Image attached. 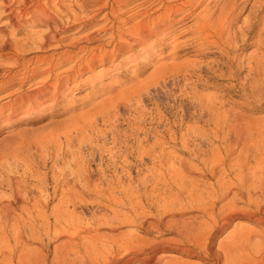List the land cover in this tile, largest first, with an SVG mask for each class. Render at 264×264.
<instances>
[{
    "label": "rangeland",
    "instance_id": "obj_1",
    "mask_svg": "<svg viewBox=\"0 0 264 264\" xmlns=\"http://www.w3.org/2000/svg\"><path fill=\"white\" fill-rule=\"evenodd\" d=\"M247 13H242L240 23ZM191 19L174 25L172 34L182 41L191 36V32L181 34L193 24ZM0 26L12 31L3 21ZM29 28L43 31L46 26ZM252 41L241 44L232 55L233 74L221 66L225 60L217 46L201 47L199 41L187 40L174 47L166 39L129 65L98 73L95 82L88 80L68 89L58 104L26 105L10 113L18 87L0 88V111L4 112L0 114V211L2 201L14 206L12 255L9 253L7 261L2 254L4 263L0 264H66L72 239L88 232L108 244L117 233L142 238L133 244L135 250L124 247L116 256L107 253L98 264H145L144 258L152 254L189 264H218L204 244L182 238L177 223L169 220H200V187L212 180L202 174L203 159L219 154L223 142H228L202 132L213 127L215 118L202 111L198 99L223 101L222 119L227 109L234 118L264 121V88L252 84L256 77L248 65L258 51ZM35 54L45 52H26L28 58ZM9 61L0 55V66ZM173 61L191 65L190 72L183 75L159 68L161 63ZM102 68L97 66L81 78ZM167 203L168 209H163ZM23 204L28 206L25 211ZM162 218L165 223L156 227ZM253 226L257 225L240 217L221 232L209 229L205 238L222 252L220 245L223 239L224 243L231 240L234 228ZM161 245L175 249L192 246L197 254L163 252ZM132 256L135 258L130 259ZM219 264L226 263L223 259Z\"/></svg>",
    "mask_w": 264,
    "mask_h": 264
},
{
    "label": "bare ground",
    "instance_id": "obj_2",
    "mask_svg": "<svg viewBox=\"0 0 264 264\" xmlns=\"http://www.w3.org/2000/svg\"><path fill=\"white\" fill-rule=\"evenodd\" d=\"M247 10L248 13L240 23ZM191 17L193 24L188 30L181 32L192 33L185 40L199 41L201 47L217 46L225 60L221 66H227L230 74L234 72L230 66L232 55L241 44L253 39L258 51H255L248 64L256 77L252 84L264 88V0H0V21L12 28L9 31L0 26V55L3 59L10 60L7 65L4 63L5 65L0 66V88L18 87L17 96L9 103L10 113L19 111L26 105L29 108L34 104L43 106L48 102L58 104L68 89L88 80L95 82L98 73L129 65L139 56L150 54L152 49L166 39H170L174 47L182 45L186 41L179 40L176 34H172V28ZM40 25H45L46 29L41 31L29 28ZM22 33L25 35L21 37ZM32 49L45 54H35L28 58L26 52ZM182 64L185 65L176 61L161 63L159 68L187 75L191 65L188 67ZM97 66L103 68L81 78L87 72H94ZM193 69L198 71L195 66ZM27 85L29 86L25 88ZM198 100H201L202 111L208 112L212 120L215 118L213 127L202 132L213 139L222 136L228 142H223V150L219 154L203 159L202 174L210 176L212 180L200 187V220L190 221L177 217L169 221L177 223L182 238L204 244L208 253L217 258L218 264L223 259L226 264H264V121L234 118L227 109H224L227 115L222 119L220 110L225 107L223 101H218L216 97ZM218 103H221L220 106ZM3 113L0 111V114ZM23 197L26 199V196ZM4 202L2 201L0 211V257L3 254L7 260L12 248L10 237L14 228V206ZM26 205H21L23 210ZM168 207L169 203L164 204L163 209ZM240 217L256 224V228H234V236L231 237L233 233L230 231L231 240L228 239L231 242L224 243L223 239L220 245L222 252L214 247L211 240L205 238L209 229L221 232ZM164 220L162 218L155 226L161 227ZM61 227L62 225L59 229ZM88 233L90 234L86 233L80 239H72V245L66 249V264H98L99 259L107 256V253L116 256L121 253L122 248L130 249L142 239L127 236L126 233H115L116 237L108 244L103 242L105 240H96L97 234ZM256 237L259 239H255ZM165 239L159 242L162 244ZM61 246L62 244L60 248ZM169 246L161 245V250L168 253L180 250L190 256L197 254L192 246H179L177 249ZM11 255L12 253L10 257ZM162 257L157 258V254H152L144 258L145 264H156L162 259L164 262L161 264H189L172 256ZM132 258L135 257L130 259Z\"/></svg>",
    "mask_w": 264,
    "mask_h": 264
}]
</instances>
